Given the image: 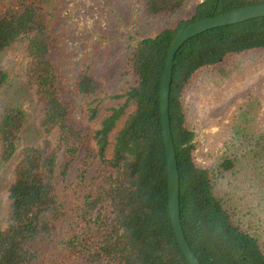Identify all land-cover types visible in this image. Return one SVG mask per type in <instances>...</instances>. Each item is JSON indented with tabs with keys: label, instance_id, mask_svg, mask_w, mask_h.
I'll return each mask as SVG.
<instances>
[{
	"label": "trees",
	"instance_id": "1",
	"mask_svg": "<svg viewBox=\"0 0 264 264\" xmlns=\"http://www.w3.org/2000/svg\"><path fill=\"white\" fill-rule=\"evenodd\" d=\"M186 0H144L150 15L173 14ZM264 0H198L189 19H177L151 36L138 39L125 57L133 82L121 99L104 106L98 118L105 76L84 64L75 90L83 98L87 121L97 126L89 137L92 151L80 157L70 180L69 166L87 132L69 121L61 98L59 69L67 61L52 57L48 15L31 0L0 1V53L20 38L28 57L27 76L42 106L45 132L58 131L53 148L26 145L6 186L0 225V264H66L83 257L104 264H188L170 223L158 89L166 50L175 32L188 23ZM264 50V16L205 30L176 51L168 95L169 128L178 182L179 216L187 244L201 264H264L261 228L243 219L212 190L211 170L192 156L194 133L185 122L181 97L202 69L218 68L247 51ZM6 75L0 70V90ZM19 105L0 111V163L15 155L25 125ZM257 146L264 152V133ZM264 158V155H262ZM222 157V171L233 168ZM93 174L88 176V171Z\"/></svg>",
	"mask_w": 264,
	"mask_h": 264
},
{
	"label": "rangeland",
	"instance_id": "2",
	"mask_svg": "<svg viewBox=\"0 0 264 264\" xmlns=\"http://www.w3.org/2000/svg\"><path fill=\"white\" fill-rule=\"evenodd\" d=\"M2 3L8 0H0ZM50 20L52 57L67 64L59 69L61 98L69 105V121L87 132L76 158L69 166L70 180L85 151H92L89 137L104 114L103 107L121 99L120 93L133 80L125 71V57L140 38L171 26L177 19H189L198 0H186L173 14H148L144 0H31ZM20 38L0 53V70L6 82L0 90V111L6 105H19L25 112V125L13 158L0 163V225L4 212L6 186L11 180L20 150L33 145L53 148L58 131L48 132L40 124L42 106L28 79V57ZM105 76L104 92L98 97L100 112L94 122L87 121L83 98L75 90L76 76L84 64ZM181 103L185 122L194 133V161L211 170L212 190L223 203L234 207L244 220L261 228L264 237V152L256 143L264 133V50L247 51L224 61L218 68L199 70L185 86ZM234 166L222 171V157ZM88 171V176L93 174ZM66 264H104L88 262L82 256Z\"/></svg>",
	"mask_w": 264,
	"mask_h": 264
},
{
	"label": "water",
	"instance_id": "3",
	"mask_svg": "<svg viewBox=\"0 0 264 264\" xmlns=\"http://www.w3.org/2000/svg\"><path fill=\"white\" fill-rule=\"evenodd\" d=\"M260 16H264V3L249 4L220 14L192 21L175 32L166 50L163 73L158 89V107L166 167L167 206L175 240L188 264L201 263L187 244L179 216L178 171L168 118V95L173 57L177 49L187 39L196 34L211 28L226 26Z\"/></svg>",
	"mask_w": 264,
	"mask_h": 264
}]
</instances>
